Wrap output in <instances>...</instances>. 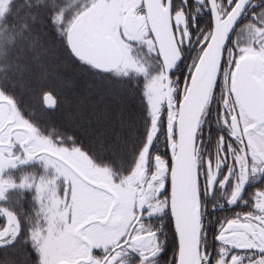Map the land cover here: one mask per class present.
Segmentation results:
<instances>
[{"label":"flooded vegetation","instance_id":"obj_1","mask_svg":"<svg viewBox=\"0 0 264 264\" xmlns=\"http://www.w3.org/2000/svg\"><path fill=\"white\" fill-rule=\"evenodd\" d=\"M237 1L161 0L170 7L181 55L170 76L171 145L165 67L144 0L121 11L120 26L107 4L96 10L95 34L100 28L121 47L142 46L145 60L133 71L164 77L156 147L143 172L119 179L74 145L47 135L18 134L21 123L6 120L0 127V264L178 263L170 148L177 149L179 105L210 40L214 8L225 18ZM135 17L141 38L130 29ZM87 19L85 36L90 38ZM231 35L196 138L200 259L201 264H264V121L245 113L233 88L237 63L246 56L255 58L254 75L264 87V0L250 1ZM14 109L20 115L15 104Z\"/></svg>","mask_w":264,"mask_h":264},{"label":"trees","instance_id":"obj_2","mask_svg":"<svg viewBox=\"0 0 264 264\" xmlns=\"http://www.w3.org/2000/svg\"><path fill=\"white\" fill-rule=\"evenodd\" d=\"M93 1L13 0L0 11V89L37 134L78 146L123 177L146 142L148 77L103 74L71 54L65 30ZM131 45L145 60L142 48ZM46 92L57 98L54 110L43 104Z\"/></svg>","mask_w":264,"mask_h":264},{"label":"water","instance_id":"obj_3","mask_svg":"<svg viewBox=\"0 0 264 264\" xmlns=\"http://www.w3.org/2000/svg\"><path fill=\"white\" fill-rule=\"evenodd\" d=\"M251 0H238L231 12L222 18L216 8L213 11V30L192 74L190 83L179 105L177 118V149L170 148L171 169V211L179 244L177 264H201V210L198 203L196 138L202 114L219 76L224 50L233 30ZM7 0H0V5ZM147 20L158 52L165 67V84L170 124L169 144L175 119L172 114L170 76L181 55L175 39L169 5L164 7L161 0H144ZM105 5L99 2L77 17L67 30L66 40L72 55L88 63L96 71L111 73L124 62V52L117 41L103 33H94L93 20L96 10L103 11ZM90 38L85 36L86 25ZM255 58L246 56L239 59L234 71L233 88L238 102L253 120L264 121V87L254 75ZM12 104L13 101L6 97ZM46 109L57 107V98L51 93L43 95ZM28 133L32 131L26 128ZM34 135V134H30ZM151 144L147 145L137 166V173L145 170ZM145 165V167H144Z\"/></svg>","mask_w":264,"mask_h":264},{"label":"rangeland","instance_id":"obj_4","mask_svg":"<svg viewBox=\"0 0 264 264\" xmlns=\"http://www.w3.org/2000/svg\"><path fill=\"white\" fill-rule=\"evenodd\" d=\"M7 1H8V3H5V4L2 3L0 5V11L1 12L3 11L2 13H5L7 11V8L9 7V3L12 2L13 0H7ZM97 1H99V0H94L91 4H89L86 7L85 10H88L91 6L97 4L98 3ZM100 1L105 3V5L107 4L109 7L112 8V10L114 12H116L117 26H120L121 21L124 20V15L121 13V11L123 9L134 8L135 4L137 6L140 3V0H100ZM132 21H133L134 25H132L130 27V29H132V32L134 35L136 34V36H135L136 38H137V36H139L141 38V35H138V31L136 30L137 25H138V17L133 18ZM71 23L72 22H70V24ZM70 24L66 28L65 33H67V29L70 27ZM131 43L133 44L134 42H130V44L129 43L122 44V49H124V51L126 52L127 57H126V60L124 61L123 66L120 67L118 70L121 73L133 72L134 67L140 65V63H141L140 59L134 55V50H133L134 48L131 46ZM139 46H141V45H139ZM147 77H148V83L146 86V90H144L145 91L144 102H146V104H145L146 105V116H150L149 117V127H148L147 138H146L145 144L143 145V147L139 151L138 158H137L135 164L133 165L132 169L127 173V175H125L123 177L115 175L112 171L107 169V167L101 166V165H98L97 163H95V161L90 157L89 153L87 151L83 150L86 159H88L90 162H92L93 165H95L99 168H102V169H107L108 171H110L112 174H114L119 179H124L128 175L130 176V174H135L137 172V166L141 160V156L144 153L147 145L149 144V146H150V144H152V149H153V145H156L154 143H155L157 136L160 132V123L159 122H160V118L162 115H160L159 113L160 112L162 113L161 106L164 105V102H165L164 77H163V75H161V76L154 75L153 78L150 76H147ZM6 120L9 121L11 124H14L15 122L21 123L20 124L21 132H17L18 134L19 133H21V134H37L36 131L34 130V128L27 121L22 119L21 116L18 114V112L13 110L12 104L8 101V99L5 97L3 92L0 90V127ZM24 127L30 129L32 132L28 133L27 130L24 129ZM158 142H161L160 139ZM75 147L79 148L78 146H75ZM160 148H162L161 145H160ZM151 150L149 151V156H150Z\"/></svg>","mask_w":264,"mask_h":264}]
</instances>
